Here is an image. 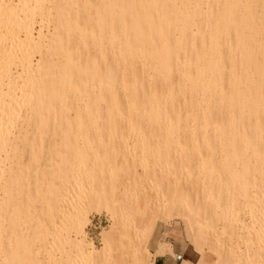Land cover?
<instances>
[{
    "label": "bare ground",
    "instance_id": "6f19581e",
    "mask_svg": "<svg viewBox=\"0 0 264 264\" xmlns=\"http://www.w3.org/2000/svg\"><path fill=\"white\" fill-rule=\"evenodd\" d=\"M22 194L54 200L42 261ZM176 221L216 264H264V0H0V264H154Z\"/></svg>",
    "mask_w": 264,
    "mask_h": 264
},
{
    "label": "rangeland",
    "instance_id": "374dc122",
    "mask_svg": "<svg viewBox=\"0 0 264 264\" xmlns=\"http://www.w3.org/2000/svg\"><path fill=\"white\" fill-rule=\"evenodd\" d=\"M32 135L30 134V138ZM14 139V138H13ZM50 137H47V140H49ZM61 137H58V142L61 141ZM50 141V140H49ZM10 144V142H9ZM12 146V143L8 145L9 151L12 149L10 148ZM20 150L18 151L19 154H21V160L23 163L27 164L28 161L30 160L29 156V149H25L22 146H19ZM29 148V147H28ZM13 154H11L12 156ZM51 158H49L47 155L43 156V159L38 161L37 165L34 166V168H37L40 172V175H43L46 172V162L50 163H55L56 165L58 164L59 160L62 158V152L60 148H57V152L50 153ZM56 165H53L52 168L56 173H58V167H55ZM27 166V165H26ZM18 167V166H16ZM19 169L16 168V171ZM31 176L27 177V181L30 180ZM52 181L48 182H41V185L47 190L48 187L51 185ZM63 182H60L59 184H55L54 187L56 186H62ZM18 202L22 204H27V198L26 194L18 195L17 196ZM54 204V200L50 199H43L40 202L33 204L29 203L27 204V209L29 212V222L24 223L22 225V234L25 238L26 244L29 248H32L34 252L37 253L38 259L41 258V261L44 258H47L46 252H44V249L39 242L38 239V228L40 227L39 220L42 219L45 222H48V220L51 218V216L46 213H42L48 208V205ZM110 226V218L108 217L107 214L105 213H93L90 217V224L86 227V239L88 243H93L95 247L100 248L101 247V233L104 229L108 228ZM31 229H36L37 234L31 232H27ZM183 235H184V228L181 225L180 222H174L172 225L169 226H163V224L158 223L155 226V229L153 231V234L150 238L148 248L150 249L151 252H155L156 246L159 242H170L173 243L174 245V253L176 255L182 256L183 260H191L194 262H191V264H198L200 261H202L204 264H216L217 262V257L210 255V256H197L195 253L192 252L190 249H185V245L182 243L183 240ZM40 253V254H39ZM159 258H162V260H167L169 258H176L175 256H166V257H157L155 258L154 264H158ZM43 263V262H42ZM24 264H33L30 263L28 260H24ZM54 264H63V261L56 260Z\"/></svg>",
    "mask_w": 264,
    "mask_h": 264
},
{
    "label": "crops",
    "instance_id": "0c3cea01",
    "mask_svg": "<svg viewBox=\"0 0 264 264\" xmlns=\"http://www.w3.org/2000/svg\"><path fill=\"white\" fill-rule=\"evenodd\" d=\"M178 222V221H176ZM174 223V222H173ZM172 223V224H173ZM181 223V222H180ZM171 224V225H172ZM182 225V224H181ZM169 226V225H168ZM183 226V225H182ZM160 243V242H159ZM162 243H165L169 246V249L171 250L172 253H168L164 256H161V257H166V256H176V254L174 253V245L173 243H170V242H162ZM182 243L185 245V249H190L192 250L193 253H195L197 256H201V257H205V256H210L208 254H204V255H200L199 252L196 251V249L188 242L187 240V237H186V233H185V230H184V235H183V240H182ZM158 245V244H157ZM160 260H158V264H181V262H178L175 258H169L167 260H162V258H159ZM191 262H194V261H191V260H183L182 264H191ZM196 264V263H195ZM198 264H204L202 261H200Z\"/></svg>",
    "mask_w": 264,
    "mask_h": 264
},
{
    "label": "built area",
    "instance_id": "2783aa9c",
    "mask_svg": "<svg viewBox=\"0 0 264 264\" xmlns=\"http://www.w3.org/2000/svg\"><path fill=\"white\" fill-rule=\"evenodd\" d=\"M177 261L181 262L182 261V257L180 256Z\"/></svg>",
    "mask_w": 264,
    "mask_h": 264
}]
</instances>
